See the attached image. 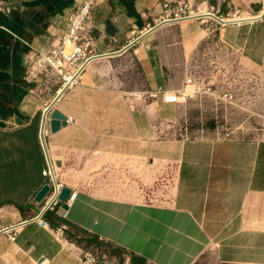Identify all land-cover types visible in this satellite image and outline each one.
<instances>
[{
    "label": "crops",
    "instance_id": "obj_1",
    "mask_svg": "<svg viewBox=\"0 0 264 264\" xmlns=\"http://www.w3.org/2000/svg\"><path fill=\"white\" fill-rule=\"evenodd\" d=\"M85 1L0 0V226L25 220L15 241L0 233V264H195L206 251L222 264H264V132L159 140V119L174 122L180 106L137 98L160 86L181 93L212 43L264 60V0H188L217 16L238 9L245 22L183 21L125 52L164 0H95L97 58L54 107L74 122L44 136L59 85L30 79L28 63ZM127 69L143 87L127 88ZM46 170L78 193L66 218L49 211L52 222L36 200Z\"/></svg>",
    "mask_w": 264,
    "mask_h": 264
},
{
    "label": "rangeland",
    "instance_id": "obj_2",
    "mask_svg": "<svg viewBox=\"0 0 264 264\" xmlns=\"http://www.w3.org/2000/svg\"><path fill=\"white\" fill-rule=\"evenodd\" d=\"M128 55L131 57V53ZM195 66L193 76L200 77L202 90L193 95L196 88L191 85L187 88L193 97L182 99L178 104L182 117L172 123L159 119V140L170 133L182 140L198 135L233 138L264 132V60L252 63L218 46L216 52ZM139 77L137 70L134 74L127 69V88L133 90L140 84L143 87V77ZM225 94L229 97L225 98ZM167 124L173 127L166 128ZM115 262L126 264L119 260ZM195 264L222 263L215 260L211 251H206Z\"/></svg>",
    "mask_w": 264,
    "mask_h": 264
},
{
    "label": "built area",
    "instance_id": "obj_3",
    "mask_svg": "<svg viewBox=\"0 0 264 264\" xmlns=\"http://www.w3.org/2000/svg\"><path fill=\"white\" fill-rule=\"evenodd\" d=\"M95 5V0L85 1L71 16L67 30L53 41L48 51L44 54H34L29 60L28 77L30 79H38L42 76L56 79L59 87L56 91V97L53 102L55 100L58 102L68 89L76 85L83 74L85 67L97 58V55L93 52L94 39L89 30L92 10ZM161 7L162 13L157 19H155L154 23L148 24L142 31H140V34H138L137 37L132 39L130 43L140 40L142 36L149 35L158 28L173 26L183 21L199 20L201 22H209L210 20H216L215 17H219L220 19H240L244 17L242 12L238 9H234L232 13H228L226 16H217L214 8L201 6L194 7L188 0H164ZM202 14H209V16H213L214 18H205V15ZM244 22L245 21L233 24L240 26ZM135 34L136 32H133V35ZM217 48L218 46L215 43H212L203 49L202 53L206 56H210L216 52ZM190 85L196 88L192 93L193 95L202 90L200 77L191 76L187 80V85L183 90V93L172 92L160 86L156 90L138 94L137 98L141 100L156 101L161 97L167 104H179L182 101V98L186 100V98L193 97V95L187 90ZM208 90L210 91L211 88ZM224 97L227 98L229 95L225 94ZM51 105L46 108V112L51 108ZM73 122V118L68 117L65 121L67 124H72ZM48 123L49 117H47L46 126L43 130L44 136L50 134V129L47 126ZM44 175L49 177L50 181L48 183L51 186L42 201L44 202V211H54L60 214V216L66 218L68 215V209L62 206L63 201L59 199V194L64 187L63 183L58 180L57 174L51 170H46ZM77 194V191L72 190L71 195L66 199L69 207L77 198ZM24 223L25 220H22L17 223L0 226V233L6 234L9 240L15 241L17 232ZM63 227L57 229L56 232L60 233L61 231L63 233ZM95 260L96 257L94 255H90L87 258L89 264H92Z\"/></svg>",
    "mask_w": 264,
    "mask_h": 264
},
{
    "label": "water",
    "instance_id": "obj_4",
    "mask_svg": "<svg viewBox=\"0 0 264 264\" xmlns=\"http://www.w3.org/2000/svg\"><path fill=\"white\" fill-rule=\"evenodd\" d=\"M216 20H218L219 22L222 23V20L219 18V17H215ZM145 37V36H142V38ZM140 38V40L142 39ZM139 41V40H138ZM137 42V41H136ZM136 42H132L130 43L128 46H126L124 49H122L123 52L127 51L128 49H130ZM57 103V100H55L53 102V104L51 105V108L46 112L45 114V119H44V127H43V130L46 126V120H47V116L49 114V112L51 111L50 113V116H49V129H50V132L52 134H55L57 133L59 130H61L62 126H63V123L67 120V116L62 113L60 110L58 109H54L55 105ZM50 184L49 183H46L42 188L41 190L38 192L37 196H36V200L39 201V202H42L43 199L45 198L46 194L48 193V191L50 190ZM72 193V189L70 187H67V186H64L59 194V199L61 201H63L62 203V206L64 208H67L69 209V205L67 204L66 202V199L69 198V196L71 195Z\"/></svg>",
    "mask_w": 264,
    "mask_h": 264
},
{
    "label": "bare ground",
    "instance_id": "obj_5",
    "mask_svg": "<svg viewBox=\"0 0 264 264\" xmlns=\"http://www.w3.org/2000/svg\"><path fill=\"white\" fill-rule=\"evenodd\" d=\"M202 15H205V18H214L213 16H209V14H202ZM221 20L223 24H233V23L245 21V17H242L240 19L234 18V19H221Z\"/></svg>",
    "mask_w": 264,
    "mask_h": 264
},
{
    "label": "trees",
    "instance_id": "obj_6",
    "mask_svg": "<svg viewBox=\"0 0 264 264\" xmlns=\"http://www.w3.org/2000/svg\"><path fill=\"white\" fill-rule=\"evenodd\" d=\"M46 214H47V219L49 220V221H51L52 222V220H51V218L49 217L50 215V212L49 211H47L46 212ZM53 215H55V212H53ZM132 264H141V263H136V261H134V256H133V261H132Z\"/></svg>",
    "mask_w": 264,
    "mask_h": 264
}]
</instances>
